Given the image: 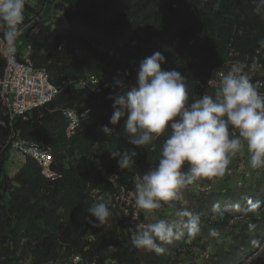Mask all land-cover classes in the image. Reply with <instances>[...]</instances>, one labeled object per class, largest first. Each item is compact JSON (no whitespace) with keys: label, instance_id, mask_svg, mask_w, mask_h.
<instances>
[{"label":"trees","instance_id":"16d2710c","mask_svg":"<svg viewBox=\"0 0 264 264\" xmlns=\"http://www.w3.org/2000/svg\"><path fill=\"white\" fill-rule=\"evenodd\" d=\"M59 1L64 13L55 24L36 23L21 42L31 44V63L45 69L61 91L45 106L11 121L0 104V122L5 123L0 124V264H18L25 255L30 264H49L63 255L81 256L88 264H173V257L186 246L183 236L163 245L165 253L157 255L137 249L131 242L135 227L122 220L103 229L86 219L87 209L100 195L135 189L137 177L158 163L164 140L162 135L137 149L131 170L119 169L110 152L134 146L127 142L123 121L111 136L100 130L105 124L113 127L112 101L107 99L112 89L105 85L118 70H128V80L134 82L140 61L160 51L167 60L162 69H175L188 78L190 100L205 92L214 94L216 86L209 83L228 64L239 60L248 68L264 65V46L258 43L264 40V18L252 12V0H219V7L216 0ZM38 2L48 5L51 0ZM5 64L0 54V78ZM87 75L97 80L95 89L76 86ZM261 82L263 87L264 77ZM67 108L91 110L83 133L67 130ZM13 134L45 147L52 156L49 170L54 179L28 156L13 178L6 176L12 150L7 142ZM257 200L264 201V196ZM257 211L247 212L244 226L239 223L237 230L215 241H222L221 248L212 243L203 264H235L241 249L250 251L262 241L264 204ZM228 221L225 212L210 229L218 230ZM249 224L255 227L250 230Z\"/></svg>","mask_w":264,"mask_h":264},{"label":"clouds","instance_id":"9594fccd","mask_svg":"<svg viewBox=\"0 0 264 264\" xmlns=\"http://www.w3.org/2000/svg\"><path fill=\"white\" fill-rule=\"evenodd\" d=\"M36 2L33 11L32 6L25 5V0H0V38L5 42L9 63H14L24 22L35 9L41 12L44 25L51 19L44 16L46 5ZM252 2V12L264 18V0ZM215 6L219 7V0ZM258 43L264 46V40ZM166 63L160 51L145 57L135 69L134 82L128 80V70H118L112 82L105 85L112 89L107 99L112 101L109 124L113 127L107 124L100 127L105 136H111L123 121L127 142L134 147L110 152L119 169L131 170L139 155L137 149L164 136L158 163L144 171L135 184V205L149 212L169 202L182 201L183 190L201 178L224 176L232 158L245 147L251 168H264V92L253 83L243 63L233 62L226 72L220 73L214 94L205 92L195 100H190L188 78L175 69H162ZM91 76L87 75L76 86L88 82L83 87L90 85L95 89L98 83L92 85ZM245 199V212L255 213L264 204L261 200ZM220 207L219 203L212 205L213 211ZM232 207L241 210L239 203ZM87 212V221L97 226L106 223L112 215L109 206L101 202H93ZM201 224L200 212L177 207L175 218L136 225L131 229V242L137 249L162 255L166 251L163 245L179 240L185 231L196 237ZM254 227L249 224L250 230ZM209 235L215 237L219 232L212 228ZM113 248L109 246V250Z\"/></svg>","mask_w":264,"mask_h":264},{"label":"rangeland","instance_id":"374dc122","mask_svg":"<svg viewBox=\"0 0 264 264\" xmlns=\"http://www.w3.org/2000/svg\"><path fill=\"white\" fill-rule=\"evenodd\" d=\"M60 3L59 0H51V2L46 5L44 16L46 18H55L56 15H62L64 13V7L62 8V6L59 5ZM25 5L32 6L34 11L36 0H25ZM24 11L27 12V9L25 8ZM51 23L52 21L49 22V24ZM1 40L2 38H0V44ZM247 71L254 74L253 80L261 81L264 77V65L254 66L253 68L249 67ZM212 80L218 83V73L215 74ZM85 84H88V82L81 83L77 87H83ZM263 87H258V89L264 92V90H262ZM2 123L4 122H0L1 125ZM47 154L49 156L50 153ZM24 159V156L20 153L10 150L9 159L4 167L8 178H13L19 172ZM49 167L50 164L48 166H43L42 173L46 177L52 174L51 171H49ZM51 179H54V177ZM138 180L139 177H137L136 182H138ZM202 180L201 178L183 190L182 201L169 202L161 209L152 212L136 207L134 202L135 189L130 192L123 191L120 195L116 196L107 193L102 194L98 197L99 202L106 203L112 212V215L108 218L106 223L102 224V227L103 229H107L114 221L116 222L118 220H122L124 224L129 227H135L138 224L153 223L161 218H175L177 207L186 206L192 210L199 208V212L202 214L200 234L196 237H192L185 231L183 237L186 240V246L181 250L179 257L174 256L171 262L173 264H203L209 259L210 251L213 250L211 248L212 243L221 248L223 243L219 241L218 244H216L215 241L217 239L223 240L228 234L238 229L236 226H238L239 223L244 226L248 222L246 218L247 212L243 211V209L247 207L245 198H251L255 201L258 199V196H264V168H251L250 154L245 147L232 158L229 171H227L224 176L205 178L203 184L201 183ZM225 198H229L234 202H224L223 200ZM215 203H219L221 206L218 211H213L212 209V205ZM236 203L241 205V210H236L232 207ZM203 204H206L208 207H203ZM225 212L226 217L229 218L227 225H221L220 229H218V236H210L209 229L212 223L223 217ZM256 212L258 213V211ZM201 234H203V236H201ZM92 240L93 236L90 235L88 241ZM238 254L241 255L236 258L235 264H264V239L255 243L250 251L241 249ZM30 263L31 259L29 255L23 256L18 262V264ZM49 264L88 263H85L82 257L78 255H63L58 261L56 260V262L54 261Z\"/></svg>","mask_w":264,"mask_h":264},{"label":"built area","instance_id":"2783aa9c","mask_svg":"<svg viewBox=\"0 0 264 264\" xmlns=\"http://www.w3.org/2000/svg\"><path fill=\"white\" fill-rule=\"evenodd\" d=\"M50 21H52L51 24H49ZM39 22H41V12L36 8L35 13L30 15L28 20L24 22L23 33L16 44L14 63H9V54L6 51L5 42L3 39L1 40L0 54L5 59L6 64L3 76L0 78V104L5 114L9 116L10 121L13 120L14 117L25 116L34 108L45 106L54 100L61 91V88L50 80L45 69L35 68L31 63V44L21 42V38L24 34ZM54 22L55 19L51 18L45 24L52 25ZM228 65L229 68L231 64ZM243 65L247 71L248 67H246V64ZM226 71L218 72V83L220 73ZM249 74L252 76L253 80L254 74L252 72ZM89 80L92 85L97 84V80L93 76H91ZM218 83L211 80L210 85H215L217 87ZM254 83L257 87H262L261 81L256 80ZM85 113H87L86 116ZM63 114L68 122V131L80 133L85 131V125L88 124L90 119V109H66ZM11 124L12 123H10V125ZM2 125H4V123H2ZM7 145H9L13 151L24 156V158L28 156L33 159L42 168L52 163V156L50 154L48 156L44 146L21 140L17 138L15 134L11 135ZM48 177L52 178L54 176L50 174Z\"/></svg>","mask_w":264,"mask_h":264},{"label":"crops","instance_id":"0c3cea01","mask_svg":"<svg viewBox=\"0 0 264 264\" xmlns=\"http://www.w3.org/2000/svg\"><path fill=\"white\" fill-rule=\"evenodd\" d=\"M36 3H37V2H36ZM24 162H25V159H24ZM24 162L22 163V165L24 164ZM22 165H21V166H22Z\"/></svg>","mask_w":264,"mask_h":264}]
</instances>
